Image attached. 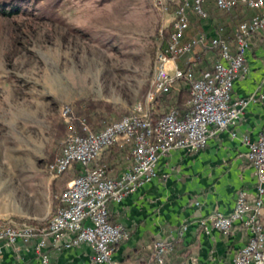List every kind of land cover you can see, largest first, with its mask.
<instances>
[{"label": "built area", "instance_id": "built-area-1", "mask_svg": "<svg viewBox=\"0 0 264 264\" xmlns=\"http://www.w3.org/2000/svg\"><path fill=\"white\" fill-rule=\"evenodd\" d=\"M164 11L172 7L168 35L158 46L153 71L145 100L134 104L130 114L107 123L94 131L81 121L82 131L75 126L76 115L69 106L61 108V117L67 124V135L60 152L47 169L59 176L72 162L80 163V172L71 178L64 189L55 195L56 207L45 223L0 218V253L5 248L16 251L31 249L48 264L47 246L58 249L85 245L92 250V264H118L113 259L116 244L128 237L121 224L108 220L109 201L118 202L156 175V162L171 149L181 148L188 153L203 148L209 138L224 130L236 136L234 127L246 105L263 94L244 98L232 96V82L246 72L245 51L250 37L264 30V0H154ZM216 10L230 11L243 6L252 13L236 26L232 40L219 32L213 36L204 33L186 38L190 15L209 21L206 5ZM216 49L218 58L212 71L200 74L187 67L183 71L178 57L189 52ZM184 78L189 86L188 110L180 113L175 107L164 111L156 121L149 109L151 101L160 92L177 88ZM130 145V161L117 175L107 174L104 165L91 163L113 143ZM247 159L256 173L257 196L249 202L244 190H239L233 210L216 213L201 221L205 229L228 231L240 221L249 230L250 238L236 253L233 264H264V225L259 213L264 199V134L256 140L246 139ZM174 243L168 239L154 240L150 245L152 264H162L165 256L173 252Z\"/></svg>", "mask_w": 264, "mask_h": 264}, {"label": "rangeland", "instance_id": "rangeland-1", "mask_svg": "<svg viewBox=\"0 0 264 264\" xmlns=\"http://www.w3.org/2000/svg\"><path fill=\"white\" fill-rule=\"evenodd\" d=\"M17 1L24 9L0 14V218L45 223L73 176L47 169L67 135L53 133L58 120L66 124L61 108L74 112L76 101L91 100L112 121L130 114L145 100L172 7L164 11L154 0Z\"/></svg>", "mask_w": 264, "mask_h": 264}, {"label": "crops", "instance_id": "crops-1", "mask_svg": "<svg viewBox=\"0 0 264 264\" xmlns=\"http://www.w3.org/2000/svg\"><path fill=\"white\" fill-rule=\"evenodd\" d=\"M251 13L247 10L246 16ZM218 22V17L211 15L197 29L210 37L216 33ZM192 31L190 28L187 35H193ZM244 57L247 69L233 80L232 96H263L246 105L234 127L236 136L232 138L229 130H224L196 152L171 149L157 159L155 176L120 201L107 203L108 219L128 232V237L114 247L112 257L118 264H152L150 245L158 239L174 243L173 252L162 264H233L236 253L249 240L250 232L240 221L228 231L205 229L201 223L216 213L229 214L239 190L246 192L251 203L257 196L255 169L246 157V139L254 141L264 134V30L250 37ZM217 58L212 49H205L183 54L176 62L182 66L192 63L199 69L195 74H200L204 64L213 66ZM123 169L121 164L108 174L117 176ZM259 219L264 225V199ZM47 253L48 264H92V250L85 245L58 249L49 244ZM0 264L42 263L31 249L5 248Z\"/></svg>", "mask_w": 264, "mask_h": 264}, {"label": "trees", "instance_id": "trees-1", "mask_svg": "<svg viewBox=\"0 0 264 264\" xmlns=\"http://www.w3.org/2000/svg\"><path fill=\"white\" fill-rule=\"evenodd\" d=\"M17 0L12 1H0V14L9 15L14 14L24 9L25 6ZM206 8L210 15H216L219 19V22L216 23V31L227 40H232L233 32L237 24L246 16L247 8L243 6H237L230 11H220L213 8L211 5H206ZM214 10L215 12H212ZM190 15V28H193L192 34L196 35L200 33L198 31V26H200V19L194 14ZM168 35V34H167ZM192 35H186V38ZM216 54L217 50L212 49ZM178 64V63H177ZM178 66L186 71L187 67H190L193 71L198 69V67H193L192 63L188 65H179ZM201 72L212 71V66L208 63L204 64V68L200 69ZM177 88H170L168 91L160 92L150 103V116L153 121H156L159 116L170 107H175L179 110L180 113H183L188 110V104L190 101V90L186 80L182 77L177 81ZM103 104H97L91 100H78L75 105V115L77 117L75 121V126L81 132L82 125L81 121L87 124L92 130L97 131L105 126L107 123L112 122L110 115H105L100 109V106ZM123 115L116 114V120L120 119ZM114 121V120H113ZM56 139H62L65 136L67 131V125L62 121L58 120L56 122V128L53 130ZM55 157H51L49 163L54 160ZM130 161V145L128 143H113L106 147L99 156L91 163V167L95 165H104L106 172L114 170L118 165L123 164L124 167L128 165ZM81 170L80 163L72 162L69 168L66 171L73 173V178ZM61 173V174H63ZM60 174V175H61ZM70 178V179H71ZM109 222L110 219H108ZM112 223V222H111Z\"/></svg>", "mask_w": 264, "mask_h": 264}]
</instances>
